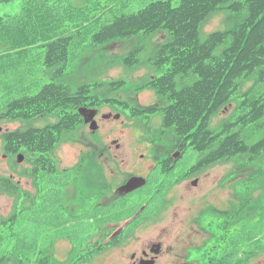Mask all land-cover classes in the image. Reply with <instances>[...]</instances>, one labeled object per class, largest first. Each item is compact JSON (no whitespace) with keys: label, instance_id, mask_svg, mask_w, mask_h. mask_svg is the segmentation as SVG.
<instances>
[{"label":"trees","instance_id":"16d2710c","mask_svg":"<svg viewBox=\"0 0 264 264\" xmlns=\"http://www.w3.org/2000/svg\"><path fill=\"white\" fill-rule=\"evenodd\" d=\"M10 1L0 0V3ZM81 1L23 0L19 11L0 16V90H6L10 73H1L9 70L6 66L23 73L22 62L33 52L42 56L43 67L37 69L39 77L44 73H50L51 77L36 93L6 101L0 108L1 118L27 122L54 115L57 120L43 126L31 122L2 134L4 150L11 157L19 152L25 154L29 165L23 166L19 175L33 180L40 195L35 203L37 191L34 194L23 188L17 191V183L10 177L0 178V187L4 186L7 194L16 200L31 197L34 201L31 206L22 207L14 219L0 218L9 239L0 253V264H90L100 250L107 248V245L95 248L98 243L92 242L95 225L89 221L91 214L84 212L91 205L82 208L70 196V210L67 214L63 212L65 188L87 189L89 183L81 181L73 167L57 170L53 155L64 135L80 124L77 108L104 102L108 89L101 88L112 89L120 82L94 80L74 84L72 75L68 77L78 58H74L73 65L70 63V45L81 26H65V20L80 14ZM109 9V5L101 7L102 15H96L95 20L103 18ZM219 13L223 28L204 32L203 25ZM140 32L168 35L145 61L140 59L138 47L116 60L130 69L146 67L151 76L142 77L138 86L154 91L157 101L163 104L134 110L132 116L136 117L144 113L159 116L158 128H153L144 117L139 122L143 132L157 135L166 131L176 142L175 147L196 155V163L190 170L197 174L222 163L236 162L238 169L243 170L257 162L263 163L264 135L249 144L243 134L248 128L264 126V0H180L177 6L170 0H150L134 12L113 16L92 38L96 44L103 45L117 39H131ZM228 105L234 107L233 112L214 122ZM187 159L190 161L192 156ZM255 174L264 176V171L259 168ZM34 206L46 211L40 209V214ZM31 207L33 213L26 217L23 212ZM146 209L153 214L148 219L157 218L161 210L157 206L151 209L150 204ZM238 211L239 207L228 214L222 225L217 223L216 227L223 232L219 236L222 245L220 255L209 258V264H247L264 252V241L260 238L264 232V212H254L239 223ZM145 220L140 216L132 226ZM31 221L37 226L35 232H44L37 233L36 242H31L27 235ZM243 223L245 233L235 235L233 231L241 232ZM211 224L209 220V227ZM52 227L59 231L49 234ZM46 236L49 242H40ZM57 239L70 242L66 261H57L46 252Z\"/></svg>","mask_w":264,"mask_h":264},{"label":"rangeland","instance_id":"374dc122","mask_svg":"<svg viewBox=\"0 0 264 264\" xmlns=\"http://www.w3.org/2000/svg\"><path fill=\"white\" fill-rule=\"evenodd\" d=\"M23 0H12L8 3H0V16H5V13L11 15V13L19 11L22 5ZM71 1V0H61ZM150 0H83L81 1L82 6L79 9L80 14L73 17H68L65 20V26L79 25V33L73 38L70 45V63L73 65L74 58L78 56L76 62L74 63L75 67L72 70V73H69L68 77L72 75L71 81L74 84H82L95 81H120L118 82L119 87H133L139 85L140 79L142 77H150L148 75L150 71L146 67H140L138 69H130L124 65L118 64L117 59L128 55L135 47L140 48L139 57L141 60H147L156 49L163 44L167 39L168 35L166 33L157 32L155 34H145L140 32L135 37L131 39H117L111 42H108L103 45H98L94 42L92 36L103 23H108L112 20L113 16L118 15L119 13H131L134 12L143 6H145ZM123 2H126L123 4ZM173 6H177L180 0H170ZM76 4V3H75ZM100 4V5H99ZM111 6V9L99 20L96 19V15H102L101 7ZM112 10V11H111ZM95 12V13H94ZM77 14V13H74ZM222 14L214 15L206 24L203 25L204 32H211L217 29L223 28ZM75 55V56H74ZM17 60L16 58H13ZM40 56L37 52H33L32 55H28L23 63L24 71L23 73H18L11 70L8 65L6 66L9 70L2 71L1 73H10L8 74L7 83L5 85L6 90H0V108H3L6 101L11 98L20 97L24 94H34L40 87L51 81L50 73L41 74L37 73L40 65ZM30 69L32 72H30ZM32 86L31 88H29ZM2 87V86H1ZM111 88L110 86H104L101 89L105 90ZM143 89V88H142ZM100 90V91H102ZM8 91H11L10 93ZM106 91V90H105ZM104 91V92H105ZM108 93V92H107ZM139 101L145 105H155L156 107L162 106L163 104L157 101L154 93L150 89H143L139 95ZM220 111L217 117L214 119V122L219 121L220 119L228 117L232 112L231 106H227ZM130 125H122L121 121H113L110 124L112 134L109 138L116 137L120 144L121 149L129 150L127 156L130 158L124 157L125 160L123 166L120 169H117L115 174L116 179L122 178V174L128 170L135 169L134 156H137L138 153H145L148 145H152L154 148L170 150L173 146V138L166 132H162L161 135L151 136L147 133H142L139 129L140 120H129ZM57 121L54 115L43 117L34 121H6L2 124V128L5 131H10L16 128H21L28 123H33L36 126H43L47 122ZM264 125V117H263ZM259 122L256 126L260 125ZM156 125V123H154ZM108 127V128H110ZM155 127V126H154ZM158 126H156L157 128ZM81 129L73 131L72 133L64 135L60 143L57 145L53 151L55 158V163L61 167H69L76 163V161L81 157L79 152L81 149H94V143L91 142V145H86L84 142V137L80 136ZM86 133H89L86 131ZM169 135V137H167ZM264 135V126L261 128H248L244 134L243 138L247 143L251 144ZM87 136L86 142L90 140ZM161 136V137H159ZM0 140L2 137L0 135ZM100 148H103L99 146ZM114 148V146H113ZM191 151V150H190ZM18 155L12 157V162L16 165L17 169L22 170L23 161L17 159ZM25 156V155H23ZM188 156H192L193 161H196V155L194 153H189ZM123 157V156H121ZM14 159V160H13ZM187 155L183 157L182 160H186ZM2 159V150H0V174L8 175L5 162L1 161ZM128 162V163H127ZM24 165H27L25 163ZM80 166L83 167L84 174L80 176L81 181L88 182L89 185L93 186L94 184L100 182L97 177L93 176V170L87 168L82 161ZM261 168L264 171V162H257L254 165L246 167L243 169H238V163H222L213 166L210 169L205 170L199 179V186L197 188H192L190 192H186L187 188L190 187V182H187L181 185L179 188H176L175 193L177 195L182 193L181 198L177 201V204L171 207L163 217L158 218L155 222H149V224L140 227L141 233L140 236L144 235L147 238L154 236L155 232L161 230L162 228L169 229L171 231L180 232L183 230L191 231L195 229L192 227L189 222V216L195 214L196 212H204L205 217L203 222L206 221V217H209L211 227H209V244L204 245L203 248L197 249L195 255L200 256L199 251L204 249L209 245L211 250L212 246H216V249L213 253H209V258L215 259L220 255V249L222 243L220 242L219 236L223 234L216 226L217 223L222 225L227 218L228 214L234 212L238 207V218L239 223L244 222V220L253 214L254 212H264V176L256 175L255 170ZM19 172V173H20ZM233 172L232 176L227 178ZM19 173H14L16 180L19 179ZM97 175L99 173L97 171ZM100 177V176H99ZM23 189H28L27 191H32L35 186H33L34 181L25 177L21 180ZM255 188V190H253ZM35 190V189H34ZM29 191V193H30ZM185 195L188 197L195 196V200L191 203H185L183 201ZM39 199V198H38ZM38 199L35 203H38ZM11 199H7L6 202L0 204V214L5 215L10 210ZM34 202L31 197L26 198L20 202V206L24 207L30 205ZM242 203V204H241ZM64 204L66 201L64 200ZM23 205V206H22ZM4 207V208H3ZM33 213L32 207L23 212L26 217H31ZM22 230V224L20 226ZM37 226L35 222H30V232L27 234L31 242H36L37 233L35 232ZM100 229V228H99ZM94 232L92 241L96 238H100L98 235V230ZM101 230V229H100ZM197 230V229H196ZM235 235H240L245 233L244 223L241 227V232H234ZM6 229L0 228V253L6 249V245L9 244V239L6 237ZM41 235L44 232L40 233ZM97 234V235H96ZM261 240L264 241V232L260 236ZM49 236L44 237L40 242H49ZM205 240V239H204ZM198 246L202 243L199 238H197ZM135 246L132 244L125 250L115 249L109 252L104 257H99L96 260L90 262V264H127L125 260V255ZM54 249V250H53ZM52 255L57 261H66L68 258V253L71 250L70 242L67 239L56 240L54 242V247ZM51 251H47L50 253ZM111 260V262H110ZM247 264H264V252L260 253L257 257L251 258Z\"/></svg>","mask_w":264,"mask_h":264},{"label":"flooded vegetation","instance_id":"af4514ba","mask_svg":"<svg viewBox=\"0 0 264 264\" xmlns=\"http://www.w3.org/2000/svg\"><path fill=\"white\" fill-rule=\"evenodd\" d=\"M109 90L114 91H109L107 93L108 95L103 97L105 100L104 102L98 105H86L89 109L96 110L94 116L96 128L92 130L90 124L85 122L81 116V123L74 131L81 129L80 136L84 137V143L86 145H91L90 143L92 141L95 142L94 149H81L79 152L81 157L75 164L70 166L75 167L76 164L82 161V164L84 163L87 168L93 170V176L97 177L100 182L93 186H89L87 189H71L66 187L62 198V205L64 207L63 212L66 213L70 210L68 202L70 196L76 200L74 203L80 205L82 208L86 205H91L92 208L86 207L84 208V212L90 213L91 218H89V221L94 224L96 223L101 229L98 228V235L100 238H96L94 241L98 243L95 248H99L100 246L105 248L107 245L106 249L99 251L94 260L106 256L115 249L125 250L132 244H135L131 251L125 255L127 264H209V245L199 251V257L195 255L197 249L203 248L204 245L209 244V217H207L208 220L204 222L202 218L206 211L200 212V216L197 212L189 216V222L192 227L195 228L191 231L183 230L175 232L164 227L149 238L144 235L140 236L142 232L140 227L149 224V222H155L158 218L163 217L171 207L177 204L182 193L180 191V194L177 195L175 193L176 188H179L187 182H190L191 185L187 188V193L190 192L192 188H197L199 186L200 176L204 171L199 174H197L196 171L191 172L190 169L196 161L194 162L193 159L190 161H188V159L182 160L185 154L188 156L187 151L178 148L181 153L178 158H175L173 157V153L177 148L169 151L148 145L145 153H138L137 156L133 157L136 166L135 169L129 168L130 170L124 172L122 178L117 180L115 174L117 173V169L123 166L125 161L123 158H130L131 156L126 155L129 153V150L119 148L120 144L118 138H109L112 134L110 127L111 122L121 121V126L130 125L127 119L141 121L146 117L147 119L145 120H148L152 124L156 123V125H154L155 127L153 126V128H156V126L159 127L160 121L158 115H150L149 113H144L142 116L136 118L132 116L134 110L143 109L141 107L143 104L139 101V95L143 89H138L137 86L133 85V87L130 88L122 86L114 87ZM228 106H231V112H233L234 107L232 105ZM130 116L131 119L129 118ZM4 120L5 119L0 116V126L2 129L0 135L6 132L2 128ZM139 129L143 133L140 127ZM86 131L89 133H86ZM160 133L162 134V132ZM86 135L90 138L87 142ZM175 144L176 142L173 143V145ZM3 146V140H0V150H2L3 159L1 161L8 165L6 166L7 176L17 183L16 185L18 187L16 189L20 191L22 188V183L20 184L22 179L20 177L18 180L13 178L15 176L14 173L17 174L20 170L17 169L16 165L12 162V157L5 152ZM15 156L16 154L14 157ZM24 164L25 160L22 165ZM28 165L29 164H27V166ZM67 168L68 167H56L57 170H66ZM97 171L100 177L97 175ZM76 174L77 176L84 174L82 166L76 168ZM1 176L5 175L0 174V177ZM133 176L145 178L146 183L128 193H119L117 189ZM37 183L38 181H36L35 184ZM34 189H32L31 193L34 194V192L37 191V193L35 192V198L38 199L40 195L39 190L36 189V187H34ZM51 193L54 194V192ZM11 198L13 200H11L12 205H10V210L5 211L7 212L5 215L0 214V218L3 216L8 219H14V217L22 211V207L20 206L22 198L16 200L15 197L5 192L4 186L0 187V204L1 201L6 202L7 199ZM195 198V196L190 198L185 195L183 201L185 203H191ZM64 200L66 204H64ZM148 204H150L151 209L156 206L160 207L161 210L157 218L148 219L153 216L152 210L146 209ZM34 208L37 212H39L40 209L46 211V209L40 206H34ZM49 210H51V206ZM138 210L140 213L135 220H132L124 227L122 224L118 225L119 222L131 218ZM39 213L42 214L41 212ZM140 216L147 220L138 223L136 226H132ZM120 227H123L122 230L116 236L109 239L113 232ZM55 230L57 232L59 228H52L51 232H55ZM197 238L202 241L199 246L197 244ZM51 249L47 251L50 250L52 252L53 250Z\"/></svg>","mask_w":264,"mask_h":264},{"label":"water","instance_id":"95a60500","mask_svg":"<svg viewBox=\"0 0 264 264\" xmlns=\"http://www.w3.org/2000/svg\"><path fill=\"white\" fill-rule=\"evenodd\" d=\"M78 113L83 117L85 122L90 123V128L91 129H95L96 128V122L94 120V116L96 114V110L95 109H89L88 107L85 106H81L78 108ZM1 127H0V132H1ZM179 153H177V151L173 154V157L178 158ZM18 159L19 161H21L23 159V155L22 154H18ZM146 183V180L143 177H139V176H133L131 177L129 180H127V182H125L122 186H120L118 188V192L123 194V193H128L136 188H139L140 186L144 185ZM137 216L134 215L133 217H131L129 220L120 223L119 225H123L126 226L129 222H131L134 217ZM123 227L118 228L113 235L111 236V238L113 236H115L116 234H118Z\"/></svg>","mask_w":264,"mask_h":264},{"label":"bare ground","instance_id":"6f19581e","mask_svg":"<svg viewBox=\"0 0 264 264\" xmlns=\"http://www.w3.org/2000/svg\"><path fill=\"white\" fill-rule=\"evenodd\" d=\"M1 127V126H0Z\"/></svg>","mask_w":264,"mask_h":264}]
</instances>
